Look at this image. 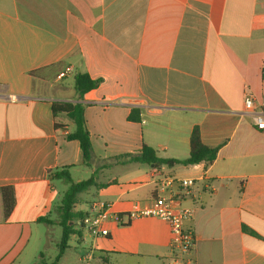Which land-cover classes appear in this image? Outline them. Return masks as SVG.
<instances>
[{"label": "crops", "instance_id": "1", "mask_svg": "<svg viewBox=\"0 0 264 264\" xmlns=\"http://www.w3.org/2000/svg\"><path fill=\"white\" fill-rule=\"evenodd\" d=\"M263 68L264 0H0V187H13L16 199L5 217L0 194V264L52 262L28 247L39 225L57 224L55 182H65L53 172L67 169L80 182L77 172L91 177L144 144L186 159L195 132L219 147L213 163L99 169V187L75 210L102 201L119 220L105 222L106 236L76 228L58 264L80 247L86 264H175L165 220L128 218L171 195L193 210L184 222L195 236L190 264H264V134L244 104L248 94L264 100ZM78 73L103 82L81 99ZM64 102L85 104L91 167L67 138L73 122L53 112ZM133 108L141 121L129 119Z\"/></svg>", "mask_w": 264, "mask_h": 264}, {"label": "trees", "instance_id": "2", "mask_svg": "<svg viewBox=\"0 0 264 264\" xmlns=\"http://www.w3.org/2000/svg\"><path fill=\"white\" fill-rule=\"evenodd\" d=\"M102 82V78L94 79L88 73H78L75 75V90L79 98L82 99L87 93L98 88ZM52 109L54 114H65L73 122L74 130L68 134L67 138L69 140L79 141L83 154V163L91 167L94 160V150L85 119V104L83 102L55 103ZM129 119L141 121L139 108L132 109ZM218 151L219 147L203 145L197 136V132H195L192 140L191 153L186 159L160 157L154 148L144 144L137 153L116 156L112 162H106L98 166L90 178L80 182H74L67 169L56 170L51 177L53 179L63 180L68 184V188L63 194L60 203L54 208V212L57 214L56 223L62 228V238L57 257L48 264H58L62 254L69 248L71 236L76 233L75 229L81 227L79 221L82 220L86 213L76 211L75 207L79 203L82 194L88 192L93 187H99L97 182L99 169L120 163H141L155 168H161L163 166L172 168L176 165L187 166L202 162L209 165L216 160ZM0 194L3 203V212L5 217H7L11 214L16 204L14 188L11 186L0 187ZM39 221L48 224L55 223L49 217L40 218ZM41 264H45V262H41Z\"/></svg>", "mask_w": 264, "mask_h": 264}, {"label": "built area", "instance_id": "3", "mask_svg": "<svg viewBox=\"0 0 264 264\" xmlns=\"http://www.w3.org/2000/svg\"><path fill=\"white\" fill-rule=\"evenodd\" d=\"M72 72L69 67L59 74L62 79ZM264 77V68H263ZM246 113L251 117L256 129L264 134V100L258 101L252 95H247L244 100ZM173 180H165L164 186L171 185ZM195 180L181 179L179 184L182 187L193 186ZM193 210L182 207L178 204L175 196L157 197L149 205L130 212L129 219L138 216H152L165 220L170 226V246L178 251L174 259L175 264H190L191 253L195 245L194 233L184 227V222L191 218ZM108 219L119 220V217L112 212L111 207L102 201H94L89 205L88 212L84 215L79 224L85 227L89 234L94 237L108 235V229L104 227Z\"/></svg>", "mask_w": 264, "mask_h": 264}, {"label": "rangeland", "instance_id": "4", "mask_svg": "<svg viewBox=\"0 0 264 264\" xmlns=\"http://www.w3.org/2000/svg\"><path fill=\"white\" fill-rule=\"evenodd\" d=\"M89 177H90V173L87 169L77 172L73 176L75 180H78V179L83 180ZM55 185L58 189V192L60 193V195H58L56 198V203H60V200L64 194V191L68 188V185L66 183L58 182V181L55 182ZM86 201H88V197L85 198V202ZM53 213L56 214L55 212ZM61 236H62V228L59 225L55 224V225L48 226L45 224H41L39 225V231H37L34 234L29 244L28 250H31L33 252L35 249H38V256L40 255L41 252H43L45 253L49 261H53V259L58 253L56 245L59 243ZM83 251L84 249L82 247H80L79 249L73 248V249L68 250L67 254L69 258H71V260L69 259L70 260L69 262H66L65 260L61 264H86V261H82L81 256H80L81 253H83ZM76 259L77 260L79 259V261H77ZM92 263L94 264V261Z\"/></svg>", "mask_w": 264, "mask_h": 264}]
</instances>
